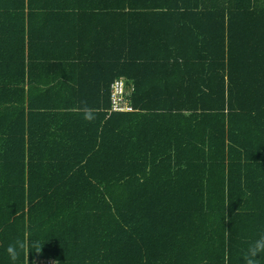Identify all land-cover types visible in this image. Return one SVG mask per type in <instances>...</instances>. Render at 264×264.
Listing matches in <instances>:
<instances>
[{
    "label": "trees",
    "instance_id": "obj_1",
    "mask_svg": "<svg viewBox=\"0 0 264 264\" xmlns=\"http://www.w3.org/2000/svg\"><path fill=\"white\" fill-rule=\"evenodd\" d=\"M98 1L0 0V264L26 234L28 264H243L264 233V0ZM99 17L124 23L116 56L36 52L31 20ZM140 19L155 36L132 42ZM48 60L111 70L106 104L48 102ZM115 79L133 112H109Z\"/></svg>",
    "mask_w": 264,
    "mask_h": 264
},
{
    "label": "crops",
    "instance_id": "obj_2",
    "mask_svg": "<svg viewBox=\"0 0 264 264\" xmlns=\"http://www.w3.org/2000/svg\"><path fill=\"white\" fill-rule=\"evenodd\" d=\"M47 4L42 8H65L68 0H46ZM98 1L101 9H104V4L109 1ZM45 2V1H44ZM43 2V4H44ZM40 8V7H37ZM68 8H72L70 5ZM97 8V7H95ZM148 19L135 20L129 23V28L126 29V38L128 40L146 42L155 36V31L151 26L154 22H147ZM34 27H39L37 32L36 47L40 54L51 58H64L75 54L77 45L85 42L95 41L96 46H88L84 55H93L98 57L116 56L114 43L117 38H120L119 29L123 26V22L115 18L99 17V18H78V19H33L30 23ZM107 46H110L106 48ZM137 53L141 57H146L147 51L142 49ZM85 51V50H84ZM149 53V52H148ZM82 56V55H73ZM50 61V62H49ZM35 62V65L40 68L34 71V76L37 82H42L45 88H52L55 85L61 89L58 95H54L48 102L53 104H73L72 96L75 95V89H83L84 94L78 99V103L83 105L106 104L108 101L107 88L109 79L111 78V70L109 73L102 68H97L93 71H81L82 69L71 70L65 66L63 62ZM43 65V68L41 67ZM116 80V79H115ZM133 86V84H131Z\"/></svg>",
    "mask_w": 264,
    "mask_h": 264
},
{
    "label": "clouds",
    "instance_id": "obj_3",
    "mask_svg": "<svg viewBox=\"0 0 264 264\" xmlns=\"http://www.w3.org/2000/svg\"><path fill=\"white\" fill-rule=\"evenodd\" d=\"M86 119L91 117L87 115L90 112L89 109H85ZM229 232H225V238L227 239ZM30 246L35 247V252L40 253L41 247L38 243H32L29 241L27 234L23 239H16L14 242L10 243L6 248V253L9 256L12 264H17L21 252L25 254V264H28L29 260V248ZM243 264H262L264 261V233L260 234L259 237L251 241L243 254L242 257ZM58 264V262H57Z\"/></svg>",
    "mask_w": 264,
    "mask_h": 264
},
{
    "label": "built area",
    "instance_id": "obj_4",
    "mask_svg": "<svg viewBox=\"0 0 264 264\" xmlns=\"http://www.w3.org/2000/svg\"><path fill=\"white\" fill-rule=\"evenodd\" d=\"M133 91V86L128 89L124 79L115 80L110 87V113L133 112L134 108L128 98L129 93ZM38 264H53L51 260L40 261Z\"/></svg>",
    "mask_w": 264,
    "mask_h": 264
}]
</instances>
